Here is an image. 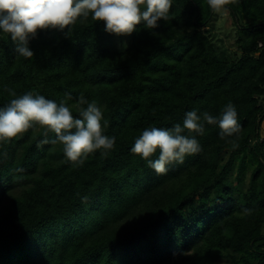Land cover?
Wrapping results in <instances>:
<instances>
[{
  "label": "trees",
  "instance_id": "1",
  "mask_svg": "<svg viewBox=\"0 0 264 264\" xmlns=\"http://www.w3.org/2000/svg\"><path fill=\"white\" fill-rule=\"evenodd\" d=\"M227 7L231 53L204 31L216 16L207 0H173L168 21L139 27L124 47L91 20L39 31L32 59L0 38V107L12 98L4 87L70 94L74 116L83 96L116 137L82 166L42 127L0 143V264H264V0ZM229 102L235 147L206 125L202 151L164 175L131 153L144 129L182 125L193 109L219 115Z\"/></svg>",
  "mask_w": 264,
  "mask_h": 264
},
{
  "label": "clouds",
  "instance_id": "2",
  "mask_svg": "<svg viewBox=\"0 0 264 264\" xmlns=\"http://www.w3.org/2000/svg\"><path fill=\"white\" fill-rule=\"evenodd\" d=\"M231 2L207 0V5L214 13L226 14ZM172 6L173 0H0V38L8 36L17 57L32 59L34 53L29 45L39 31L67 29L69 32L70 26L78 21L84 24L91 20L96 24L102 22L108 34L131 36L141 26L153 31L159 28L161 22L170 19ZM2 91L12 98L0 107V143L42 127L45 136L49 132L55 134L52 143L63 145L66 159L74 166H82L90 153L103 150L101 154L106 155L115 146L116 137L105 134L108 122L104 119L103 106L95 100L89 102L81 96L75 105L78 116H74L70 94L57 102L32 92L17 96L9 87ZM206 125L218 126L220 138L235 147L232 138H238L241 125L237 108L229 102L219 115L193 109L185 113L182 125L146 128L130 151L148 169L164 175L170 165H182L186 157L202 151L196 137L204 134Z\"/></svg>",
  "mask_w": 264,
  "mask_h": 264
},
{
  "label": "rangeland",
  "instance_id": "3",
  "mask_svg": "<svg viewBox=\"0 0 264 264\" xmlns=\"http://www.w3.org/2000/svg\"><path fill=\"white\" fill-rule=\"evenodd\" d=\"M204 31L207 33L208 36L212 38V41L215 43L216 46L224 50H228L229 53L236 51L235 42L238 33L234 23V19L231 17L230 12L226 14L216 13L213 24L207 28H204ZM130 40V36H119L118 42L122 43L121 46L124 47L130 44ZM217 264L225 263L221 261Z\"/></svg>",
  "mask_w": 264,
  "mask_h": 264
},
{
  "label": "built area",
  "instance_id": "4",
  "mask_svg": "<svg viewBox=\"0 0 264 264\" xmlns=\"http://www.w3.org/2000/svg\"><path fill=\"white\" fill-rule=\"evenodd\" d=\"M260 46H262V43H260Z\"/></svg>",
  "mask_w": 264,
  "mask_h": 264
}]
</instances>
